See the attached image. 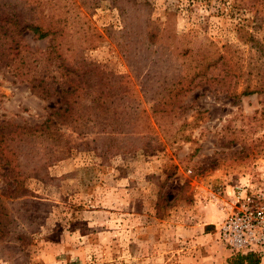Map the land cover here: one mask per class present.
<instances>
[{
  "label": "rangeland",
  "instance_id": "1",
  "mask_svg": "<svg viewBox=\"0 0 264 264\" xmlns=\"http://www.w3.org/2000/svg\"><path fill=\"white\" fill-rule=\"evenodd\" d=\"M18 15L59 20L45 37L17 32L33 73L58 87L65 64L89 61L111 110L114 91L127 95L120 115L78 106L54 138L28 137L17 165L0 160V264H231L245 253L217 225L239 185L264 204V0H0V17ZM1 35L0 120L40 123L51 103L9 69Z\"/></svg>",
  "mask_w": 264,
  "mask_h": 264
},
{
  "label": "trees",
  "instance_id": "2",
  "mask_svg": "<svg viewBox=\"0 0 264 264\" xmlns=\"http://www.w3.org/2000/svg\"><path fill=\"white\" fill-rule=\"evenodd\" d=\"M127 2H134L137 0H124ZM15 18L13 16L0 17V33L5 39H9L12 43L10 45L11 51H14L13 58L6 64L17 77L26 79L29 81L31 88L41 98L49 101L47 115L40 123L33 125H22L13 123L10 120H0V160L2 164L17 165L19 160L16 159L18 152L24 150L31 143L30 138L36 136V138H42L46 135L49 138H54L61 124L70 123L74 120V116L79 112L78 106H84L88 111L95 108L96 114H101L103 117H107L111 111L120 115L118 106L122 102L116 100L125 99L127 93L124 89L120 92L114 91L113 94L119 93L120 96L116 99H112L117 103L116 108L110 109L106 104L108 101V95H105L106 87L103 86V77L97 76L94 67H98L96 63L86 62L88 70L81 71L80 67L67 63L63 67L65 73L63 74L62 81L58 87L51 86V83L47 81L48 76H41L39 73H33V67L30 64L28 45L22 44L23 39L19 37L17 32L24 31L25 29L32 30L35 35L39 37H45L52 32L53 28L57 26L58 19L55 15L48 18L47 24L44 22L36 21L37 17L32 22H27L25 19L20 20V16ZM53 20H56L53 22ZM151 37L154 33L150 34ZM25 48L27 51H25ZM28 52V53H27ZM0 53L4 54L0 51ZM92 67V68H91ZM91 73H94L90 75ZM74 74H76L74 76ZM65 76V77H64ZM117 78V76H116ZM177 90L180 89V87ZM164 91L167 94L172 93V89L164 87ZM244 92H249L245 90ZM171 98V97H170ZM167 102V100L165 101ZM53 103V104H52ZM115 107V106H114ZM77 109V110H76ZM113 112V113H114ZM114 113V114H115ZM82 115V113H80ZM19 165V164H18ZM231 264H257L259 258H256V254L253 252L238 253L230 261Z\"/></svg>",
  "mask_w": 264,
  "mask_h": 264
},
{
  "label": "built area",
  "instance_id": "3",
  "mask_svg": "<svg viewBox=\"0 0 264 264\" xmlns=\"http://www.w3.org/2000/svg\"><path fill=\"white\" fill-rule=\"evenodd\" d=\"M236 188L231 210L217 225L219 234L233 250L258 252L264 260V204L248 187Z\"/></svg>",
  "mask_w": 264,
  "mask_h": 264
},
{
  "label": "crops",
  "instance_id": "4",
  "mask_svg": "<svg viewBox=\"0 0 264 264\" xmlns=\"http://www.w3.org/2000/svg\"><path fill=\"white\" fill-rule=\"evenodd\" d=\"M216 217V215H214ZM214 218V217H213ZM212 223H215V221H213V219H211L210 221H206L204 223V225H212Z\"/></svg>",
  "mask_w": 264,
  "mask_h": 264
}]
</instances>
